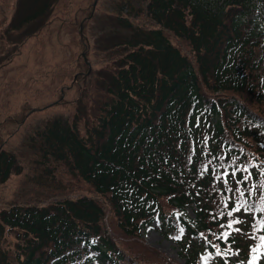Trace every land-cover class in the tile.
<instances>
[{"label":"trees","instance_id":"1","mask_svg":"<svg viewBox=\"0 0 264 264\" xmlns=\"http://www.w3.org/2000/svg\"><path fill=\"white\" fill-rule=\"evenodd\" d=\"M263 7L121 0L109 21L126 35L109 44L123 55L103 70L106 86L97 80L90 106L82 111L77 98L70 120L51 119L35 133L36 195L0 204V264H167L141 237L153 223L185 264H234L225 249L252 264L264 252ZM14 162L0 151V184L21 173ZM249 165L252 194L228 191L248 173L223 174ZM237 201L250 213L229 217ZM224 232L227 241L216 239Z\"/></svg>","mask_w":264,"mask_h":264},{"label":"rangeland","instance_id":"2","mask_svg":"<svg viewBox=\"0 0 264 264\" xmlns=\"http://www.w3.org/2000/svg\"><path fill=\"white\" fill-rule=\"evenodd\" d=\"M94 1L0 0V151L13 155L21 171L0 184V204L36 195L35 186L41 180L36 176L40 155L32 148L31 138L51 119L70 120L77 98L82 100V111L83 106H90L87 101L97 96V80L106 86L102 77L109 78L103 70L114 69L123 55L120 48L109 44L126 35L109 21L121 0H97L93 16L85 20ZM258 19L264 21V10ZM82 23L83 36L79 34ZM82 53L91 73L73 84L74 75L82 72ZM14 116L18 118L12 121ZM194 210L193 206L186 209L191 220ZM7 237L15 239L13 232ZM141 237L145 245L163 254L167 264H185L180 249L156 223L144 228ZM227 256L234 264H241L234 254ZM256 259L264 261V253Z\"/></svg>","mask_w":264,"mask_h":264},{"label":"snow or ice","instance_id":"3","mask_svg":"<svg viewBox=\"0 0 264 264\" xmlns=\"http://www.w3.org/2000/svg\"><path fill=\"white\" fill-rule=\"evenodd\" d=\"M198 125H199V120H197V126H198ZM190 159H191V157H190ZM249 167H253V166H251V165H249V166H244V167H242V168L234 169V170L232 171L231 174H229L228 172H225V173L223 174V175L226 176V177L231 176L232 178H235V177L237 176V173H238V172H247V173H248L247 175H244V176H242L240 179H237V180H236V185H237V187H236L235 189L229 188L228 191L238 192L239 195H240L241 197H244V196L246 195V193H247V195H249V196L252 194V191H253L254 189H253V188H248V187H247V183H248V181L252 178V175H253V173H252L251 171H249ZM259 174L264 175V168H261V169H260V173H259ZM224 183L227 184V183H228V180L225 179ZM241 185H244V186H245L243 190H242L241 187H240ZM255 190L258 191L259 189H255ZM262 199H264V197H262ZM246 204H247V201H244V202H239V201H237V202L235 203V206H234V207H233V208L227 213V215H228L229 217H231V216H233V213H234V212H240L241 209H243V212H244V213H250L251 205H247V206H246ZM260 211H261L262 213H264V208H261ZM240 223H242V221L239 220V219H236V220H230V221L228 222V224H227V227H228V228H232V227H233V224H240ZM261 223L264 224V219L261 220ZM222 227H223V225H222ZM236 231H237V232H240L241 229L237 228ZM181 232H183V229H181ZM179 238H180V237H175V239H179ZM221 238H223L224 241H227V240L229 239V233H228V232H224V233L221 234V236H217V237H216V239H221ZM252 238L255 239V236H253ZM259 239H260V241L264 242V236H261ZM213 247H215L216 250H217V251H216V254H217L218 256L221 255V251H220L219 245H213ZM229 250H230V249H225V251H224V255H227V252H228ZM252 250H253L254 252L256 251L255 248L252 249ZM255 261H256V257L253 256V257H252V264H255ZM225 264H227V261H225ZM241 264H246V262H241Z\"/></svg>","mask_w":264,"mask_h":264},{"label":"water","instance_id":"4","mask_svg":"<svg viewBox=\"0 0 264 264\" xmlns=\"http://www.w3.org/2000/svg\"><path fill=\"white\" fill-rule=\"evenodd\" d=\"M96 4H97V0H95L94 3H93V7H92V11H91V15L90 16L93 15V12L95 10ZM79 33L80 34L82 33V24L79 26ZM82 57H83L84 62L86 64V66H87V73H86V75H89L91 73V66H90L89 62L86 60V57H85L84 54H82Z\"/></svg>","mask_w":264,"mask_h":264}]
</instances>
